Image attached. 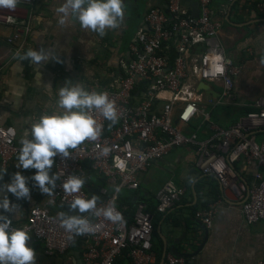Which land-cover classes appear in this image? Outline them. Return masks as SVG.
<instances>
[{
    "label": "built area",
    "instance_id": "2783aa9c",
    "mask_svg": "<svg viewBox=\"0 0 264 264\" xmlns=\"http://www.w3.org/2000/svg\"><path fill=\"white\" fill-rule=\"evenodd\" d=\"M194 1L198 4V17L182 0H164V5L148 8L145 26L138 30L129 46L130 59L123 65L120 79L108 88L101 89L96 84L87 87L89 91L106 92L114 101L116 121L91 110L101 125L98 137L85 139L70 149L67 157L54 156L51 168L58 178L46 202L32 207L24 223L11 218L12 227L25 229L43 243L47 255H65L76 240V235L69 239V233L60 226L59 216L53 215L51 208L70 204L75 196L91 197L92 190H87L85 183L77 193H65L61 187L69 174L85 179L89 167L105 180V185L97 188V207L113 204L122 221L112 222L92 213L85 215L96 230L80 234L82 264H156L155 228L147 204L138 201L132 219L128 220L118 208V200L124 189L139 194V176L179 148L195 147L201 173L216 178L225 188L238 180L237 161L244 158L248 163L258 164L261 170L256 173L257 182L250 186L241 211L247 223L264 222V142L257 138L258 131L264 129V97L257 102L258 111L245 114L230 126L213 119L211 108L236 102V81L242 67L226 54L220 42L222 22L212 13L214 0ZM16 2L32 5L34 0ZM257 9L264 15V1L257 4ZM0 23L16 24L17 20L0 13ZM26 35L18 29L9 38V44L18 43L16 55L24 52ZM197 45L201 49L194 52ZM171 53L175 54L173 60ZM203 83L215 93L214 86L220 84L222 91L217 97L209 96L211 93L201 88ZM159 102L165 103L160 107ZM16 138L15 126L0 124L3 168L17 157L20 147ZM188 192L187 187L167 181L156 192V212L167 215ZM218 207V200L211 202L208 208L196 213L197 220L212 226ZM168 259L170 264L187 263L184 256L169 255ZM256 264H264V258Z\"/></svg>",
    "mask_w": 264,
    "mask_h": 264
},
{
    "label": "crops",
    "instance_id": "0c3cea01",
    "mask_svg": "<svg viewBox=\"0 0 264 264\" xmlns=\"http://www.w3.org/2000/svg\"><path fill=\"white\" fill-rule=\"evenodd\" d=\"M261 1L264 0H214L211 6L214 17L222 22L219 39L226 54L242 67L236 81V102L211 108L217 122L223 126L258 111L257 102L264 97V15L257 9ZM194 2L191 0L190 4ZM61 3L63 0H34L32 5L16 2L13 8L0 7L1 14L17 20L16 24L0 23V124L16 127L19 147L21 138L30 136L31 123L40 114L63 111L57 106V92L65 82L80 83L86 89L96 84L102 89L120 79L123 65L130 59L129 46L138 30L145 26L146 11L151 6L164 5V0H122V21L115 28H106L103 35L82 28L72 15L60 24L56 8ZM18 29L23 35L29 30L24 52L44 50L49 53L48 60L34 63L30 58L21 59L15 54L18 43L14 46L8 40ZM200 49L197 45L193 51ZM214 89L217 92L209 96L217 97L222 91L220 84ZM208 102L205 105L209 106ZM164 103L159 102L160 107ZM257 138L264 142V129L258 131ZM17 163L15 157L6 168L0 165V185L9 182L16 171L27 178L28 199H17L7 193L17 209L14 214L6 215L17 223H24L30 209L45 203L49 194L41 192L32 180L36 169L18 168ZM235 167L238 180L225 188L216 178L201 173L195 147L179 148L139 176L140 193L152 210H155L156 192L167 181L189 189L186 198L163 215L158 224L154 237L156 264H170L169 255L186 257V264H256L264 258V222L247 223L241 211L261 168L244 158L237 161ZM52 173L51 168L49 174ZM5 191L0 190V196ZM217 200L218 211L213 225L208 227L197 220L196 213ZM51 212L59 216L64 211L55 206ZM26 243L35 251L34 264H80L78 248L62 256H50L46 254L45 245L33 236L29 235Z\"/></svg>",
    "mask_w": 264,
    "mask_h": 264
},
{
    "label": "clouds",
    "instance_id": "9594fccd",
    "mask_svg": "<svg viewBox=\"0 0 264 264\" xmlns=\"http://www.w3.org/2000/svg\"><path fill=\"white\" fill-rule=\"evenodd\" d=\"M16 0H0V7H15ZM58 22L64 24L72 15L80 26L91 29L103 35L106 28H115L123 19L122 0H63L57 8ZM21 59L30 58L39 63L49 58L44 50L28 49ZM219 70V69H218ZM57 106L63 111L42 113L30 126V136L21 138L17 153L18 168H34L32 180L43 193L51 194L56 186L57 173H50L54 163L53 157L60 154L69 156V149L76 148L85 139L95 140L101 131V125L94 119L91 110L95 109L107 120L115 122L117 112L115 103L106 92L89 91L80 83L65 82L57 92ZM104 148L103 152L107 153ZM26 177L20 172H14L9 182L0 185V190H6L0 196V264H34L35 251L26 241L29 233L23 228H14L11 218L6 213H15L17 205L10 202L7 195L12 193L17 199H28L30 188ZM85 180L81 175L69 174L61 182L65 193H77ZM118 190V189H117ZM70 208L77 213L89 210L93 215L104 216L112 222H121L122 216L113 204L97 207V196H75L70 200ZM60 226L73 235L94 232L95 226L85 215L59 214Z\"/></svg>",
    "mask_w": 264,
    "mask_h": 264
},
{
    "label": "trees",
    "instance_id": "16d2710c",
    "mask_svg": "<svg viewBox=\"0 0 264 264\" xmlns=\"http://www.w3.org/2000/svg\"><path fill=\"white\" fill-rule=\"evenodd\" d=\"M174 57H175V54L171 53V55H170L171 60H173ZM219 107H222V106H219ZM216 109H218V108H216ZM213 117H214V114H213ZM215 119L216 118L214 117V120ZM215 121L217 122V119ZM196 123L193 124V126H196L197 125ZM84 180H85V185H86L87 190H91V189H94L96 187H100V186L105 185V180L98 178L93 172H91L89 167H88V175H87V177H85ZM130 192H131V194L129 196H126V197L121 196V194L119 195L118 208L124 212V214L128 220H131L133 213L135 211V208H136V204L138 203V201L145 202L148 206V211L153 215L152 222L154 223V228H155L154 237H155L158 224L161 221V218L163 215L160 213H157L156 210H152L151 206L147 203L145 197L142 196V194L140 192H139V194L137 192H132V191H130ZM217 197L218 196H216L215 198H217ZM78 246H79V243L78 244L74 243L72 245L71 249L78 248L77 250H79Z\"/></svg>",
    "mask_w": 264,
    "mask_h": 264
},
{
    "label": "water",
    "instance_id": "95a60500",
    "mask_svg": "<svg viewBox=\"0 0 264 264\" xmlns=\"http://www.w3.org/2000/svg\"><path fill=\"white\" fill-rule=\"evenodd\" d=\"M190 1H191V0H182V2H183L184 4L189 5V6L192 8L193 15L196 16V17H198V15H199L198 4H197L196 2H194V3L191 5V4H190ZM201 88H202L203 90H205V91L211 93V94L214 93V91H212V90L210 89V87H209L208 84H204V83H203L202 86H201ZM218 96H219V95H218ZM98 194H99V192H98V189H97L96 191L92 192L91 196H92V195H95V196H97V198H98V197H99ZM62 210H63L65 213H67V214H79V215H90V214H91V212H88L89 210H85V212L77 213L76 209H74V208H70V207H69V204L63 205V206H62ZM79 239H80V235H76V240H75L74 243H75V244H78ZM78 257H79V258H78V259H79V263L82 264V262H81V257H80V254H79V250H78Z\"/></svg>",
    "mask_w": 264,
    "mask_h": 264
},
{
    "label": "rangeland",
    "instance_id": "374dc122",
    "mask_svg": "<svg viewBox=\"0 0 264 264\" xmlns=\"http://www.w3.org/2000/svg\"><path fill=\"white\" fill-rule=\"evenodd\" d=\"M205 99L206 100L209 99V96L205 95ZM120 194H121V196L126 197V196H129L131 194V192L129 190L124 189V190H122V192Z\"/></svg>",
    "mask_w": 264,
    "mask_h": 264
}]
</instances>
